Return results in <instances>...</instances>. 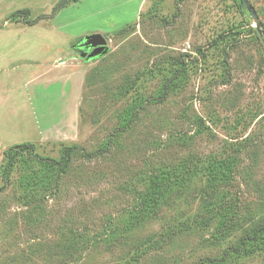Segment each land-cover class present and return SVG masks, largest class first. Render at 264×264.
Listing matches in <instances>:
<instances>
[{"label": "rangeland", "instance_id": "rangeland-1", "mask_svg": "<svg viewBox=\"0 0 264 264\" xmlns=\"http://www.w3.org/2000/svg\"><path fill=\"white\" fill-rule=\"evenodd\" d=\"M58 1L0 0V264H264V248L237 249L264 228V0H248L253 13L243 0H80L52 17ZM91 33L110 48L88 60L74 47ZM70 54L86 77L75 130L42 138L70 128L60 85L45 84ZM183 54L168 98L116 131ZM111 138L108 153H74L65 169L26 157L2 178L14 144L59 160L60 142L93 153ZM226 158L234 170L213 188L204 165ZM176 167L185 180L165 181L156 209L134 219L150 171ZM40 168L46 186L23 182Z\"/></svg>", "mask_w": 264, "mask_h": 264}, {"label": "trees", "instance_id": "trees-1", "mask_svg": "<svg viewBox=\"0 0 264 264\" xmlns=\"http://www.w3.org/2000/svg\"><path fill=\"white\" fill-rule=\"evenodd\" d=\"M80 0H59L58 3L53 7L52 13L50 16L55 17L57 14L68 7L71 4L77 3ZM30 12L29 8L20 9L17 13H26ZM47 16V15H46ZM40 18H36L34 20H29L27 23L29 25L35 24ZM19 21V20H18ZM83 38V37H82ZM80 38L79 40H81ZM204 54L202 50L199 51ZM185 55L179 57L177 61V67L170 74L161 73L163 79L160 84V89L158 95L154 97H148L142 103H135V100H132L131 106L124 111L122 125L116 131H126L131 125L135 122L140 110L143 108L144 104H147L150 101H165L171 93V90L174 86H176L177 82L182 79L187 74V61ZM86 81V77H85ZM84 81V83H85ZM131 91V90H130ZM113 138L109 139L102 148L98 149L93 153H88L87 150L75 143L67 144L64 142H60L64 147L61 149V158L59 160L51 158V157H43L36 153V144L31 142L14 144L4 151L5 158H7L5 164L1 169L2 178L5 182L9 181L10 173L15 167L16 163L19 162L20 159L31 157L33 160L41 163L44 171L46 173L54 172L55 170L65 169L67 166L70 157L74 153H81L85 158H92L98 156L100 154L108 153L113 144ZM20 158V159H19ZM234 165L230 158L226 159H216V160H207V165H204L205 170L209 173V182L211 187H216L217 181L228 179L231 173L234 170ZM172 170V169H171ZM180 171V174H176L175 171ZM180 167H176L175 170L166 172L163 168L152 169L148 174V183L144 189H142L137 197L136 202L133 204L131 208V214L134 219L143 220L149 215L150 212L154 211L156 207L159 205L162 191L164 190V182H173L185 180V173L181 171ZM40 171L36 176H29V178L23 182L32 180L34 185L37 186H46V182L44 177H42ZM182 172V173H181ZM184 174V175H183ZM255 248H264V228L259 229L258 231L251 234V236L243 239L238 245V250H245L249 246L253 245ZM255 250V249H253ZM252 251V250H251Z\"/></svg>", "mask_w": 264, "mask_h": 264}, {"label": "crops", "instance_id": "crops-1", "mask_svg": "<svg viewBox=\"0 0 264 264\" xmlns=\"http://www.w3.org/2000/svg\"><path fill=\"white\" fill-rule=\"evenodd\" d=\"M61 13L62 12L60 11L56 17H58ZM70 55L71 56L67 57V59L65 60L57 59V61L54 62V66L56 67V69L61 68L62 71L60 72L59 76L50 78L45 81V84L49 85L50 87L54 85H60L61 92L57 97V102L62 101L63 107L68 110L65 111L66 113L64 114V116H66V118H70V120H68L70 123V128H68L67 130H63L57 129L58 126H56V128H54L55 130H53L54 136L48 134V136L44 135L42 136V138L50 137L62 141H67L68 139L66 135H70V133L72 134L75 130V124L77 123L76 114L79 108V98L81 97L80 95L82 93L85 71L83 69L69 68V65L73 66L75 64L76 67L78 66L77 56L72 54ZM64 66H66L65 69ZM70 85L71 90H68L70 88ZM50 105H54V101L53 103H50Z\"/></svg>", "mask_w": 264, "mask_h": 264}, {"label": "water", "instance_id": "water-1", "mask_svg": "<svg viewBox=\"0 0 264 264\" xmlns=\"http://www.w3.org/2000/svg\"><path fill=\"white\" fill-rule=\"evenodd\" d=\"M248 9L253 13V9L249 4L248 0H243ZM80 49H85L81 53V57H89L91 59L104 56L109 52V45L107 39L101 33H91L85 35L82 38V41L78 44ZM94 48L92 52L89 53V50Z\"/></svg>", "mask_w": 264, "mask_h": 264}, {"label": "flooded vegetation", "instance_id": "flooded-vegetation-1", "mask_svg": "<svg viewBox=\"0 0 264 264\" xmlns=\"http://www.w3.org/2000/svg\"><path fill=\"white\" fill-rule=\"evenodd\" d=\"M81 38H82V37H81ZM81 41H82V39H81V40H78V41L76 42L75 47H74V48L78 51L79 55H81V53H82L83 51H85V49H80V48L78 47V44H79ZM93 49H94V48H91V49L89 50V53L92 52ZM85 58L88 59V60L91 59V58H89V57H85Z\"/></svg>", "mask_w": 264, "mask_h": 264}]
</instances>
